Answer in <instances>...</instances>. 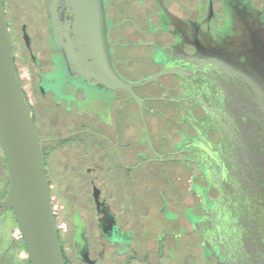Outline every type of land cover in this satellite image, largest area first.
I'll use <instances>...</instances> for the list:
<instances>
[{
	"label": "flooded vegetation",
	"instance_id": "af4514ba",
	"mask_svg": "<svg viewBox=\"0 0 264 264\" xmlns=\"http://www.w3.org/2000/svg\"><path fill=\"white\" fill-rule=\"evenodd\" d=\"M104 2L111 65L142 86L69 76L44 0L43 58L24 44L50 198L72 185L87 211L57 229L63 264H264V0Z\"/></svg>",
	"mask_w": 264,
	"mask_h": 264
},
{
	"label": "water",
	"instance_id": "95a60500",
	"mask_svg": "<svg viewBox=\"0 0 264 264\" xmlns=\"http://www.w3.org/2000/svg\"><path fill=\"white\" fill-rule=\"evenodd\" d=\"M44 3L55 46L62 55L69 76L76 75L89 85H99L109 90L131 91L133 87L142 86L141 83L130 84L122 80L111 65L104 0H44ZM58 8L70 11L71 18L60 21ZM27 35L23 29V36L20 32L18 38L29 47L30 36ZM156 78H149L144 84ZM0 150L9 178L8 191L0 201V210H11L29 264H63L45 176L42 140L35 131L32 110L25 102L16 75L1 0ZM73 224L78 230L83 227L78 213L73 218Z\"/></svg>",
	"mask_w": 264,
	"mask_h": 264
},
{
	"label": "rangeland",
	"instance_id": "374dc122",
	"mask_svg": "<svg viewBox=\"0 0 264 264\" xmlns=\"http://www.w3.org/2000/svg\"><path fill=\"white\" fill-rule=\"evenodd\" d=\"M6 3L8 26L11 29V42L13 48L16 50V55L19 53L20 57L15 58V68L16 70L18 69V74H20L19 80L22 83L23 95L27 96L30 102L35 98L37 101H35V104L38 105L39 101L34 93V88L30 90L28 82V74L34 73V67L31 66L25 46L18 37H20L21 25L23 23L26 24V32L30 36L32 49L33 51L38 49L40 52L39 57L41 59L43 58L42 48L46 42L42 35L39 34V29L43 26L40 21L41 0H6ZM131 78L136 79L137 77ZM127 79H130V76ZM32 92L33 95H31ZM37 107L39 109V106ZM132 123H136V121L133 120L131 125ZM131 128L139 129V126L136 124L135 127L131 126ZM1 166L0 197L2 198L8 189V178L2 155ZM72 187V185H57V183L50 185L52 206L55 213L54 220L60 232L70 223L69 220L76 209L81 208L85 213L87 212L85 211L86 206L78 205V202L74 203L70 200V198L74 197ZM17 230V225L11 212L8 210H0V264H29L23 241L15 237Z\"/></svg>",
	"mask_w": 264,
	"mask_h": 264
}]
</instances>
